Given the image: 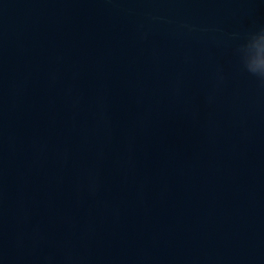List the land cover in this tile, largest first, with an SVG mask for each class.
<instances>
[{
    "label": "water",
    "instance_id": "water-1",
    "mask_svg": "<svg viewBox=\"0 0 264 264\" xmlns=\"http://www.w3.org/2000/svg\"><path fill=\"white\" fill-rule=\"evenodd\" d=\"M264 0H0V264H264Z\"/></svg>",
    "mask_w": 264,
    "mask_h": 264
},
{
    "label": "clouds",
    "instance_id": "clouds-1",
    "mask_svg": "<svg viewBox=\"0 0 264 264\" xmlns=\"http://www.w3.org/2000/svg\"><path fill=\"white\" fill-rule=\"evenodd\" d=\"M243 64H244V68L246 69L247 72H249L253 76L260 78L261 80H264V71H257V70L252 69L251 67L247 66L244 62H243Z\"/></svg>",
    "mask_w": 264,
    "mask_h": 264
}]
</instances>
